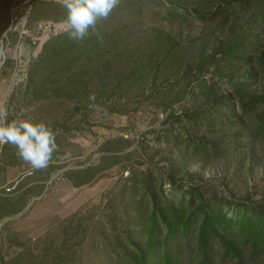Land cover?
<instances>
[{
	"label": "trees",
	"instance_id": "obj_1",
	"mask_svg": "<svg viewBox=\"0 0 264 264\" xmlns=\"http://www.w3.org/2000/svg\"><path fill=\"white\" fill-rule=\"evenodd\" d=\"M148 1L121 0L83 42L73 41L65 32L48 40L29 68L27 94L41 102L59 99L72 103L71 115L84 109L89 113L100 109L126 113L112 100L119 102L129 97H137L140 103L159 99L153 105L168 111L183 102L195 91V83L202 81L211 92L204 94L207 102L199 109L180 115L171 112L169 130L175 131L177 124H189L213 134L220 125L232 131L224 139L225 151L233 147L250 149L253 153L257 146L263 147L264 0H169L184 6V10L195 9L196 5L204 7L198 15L199 21L219 30L220 42L196 66L184 59L185 50L175 31L160 26L136 31ZM173 8L184 21L188 17L195 21L194 15L184 14L177 5ZM31 16L63 22L66 10L53 2L34 0ZM243 70L247 77L236 81ZM210 73L218 81L208 86L204 78ZM176 76L180 78L171 82ZM261 79L262 89L254 93L253 84ZM159 81L171 83L159 89ZM225 81L232 85L230 93L219 91ZM92 96L94 100L90 99ZM50 127L56 135L70 130L64 129L67 126L61 121ZM185 134L178 135L190 155L184 167L196 158L208 161L211 156H219V146L223 145L220 140ZM11 151L9 145L4 148L5 154ZM109 161L68 169L64 176L74 187L88 185L108 167L120 162L118 156ZM57 168L50 164L46 171L50 173ZM127 171L129 175L114 200H109L104 208L106 215L95 224L97 232L91 234L93 237L87 246L88 260L73 259L78 245L83 244L76 237H87L84 220L73 216L62 223L63 238L55 250L54 246L50 249L52 254L47 264H186L182 248L190 242L196 246L193 264H220L221 260L264 264V200L241 201L208 194L201 184L176 180L178 170L170 172L168 177L151 169L123 168V172ZM166 185L174 187L167 192ZM37 189L28 194L39 193L41 187ZM173 191L181 193L179 200L169 199L168 193ZM23 205L24 198H19L18 204H10L0 194V221L4 215L21 212ZM69 243H72L70 247Z\"/></svg>",
	"mask_w": 264,
	"mask_h": 264
},
{
	"label": "rangeland",
	"instance_id": "obj_2",
	"mask_svg": "<svg viewBox=\"0 0 264 264\" xmlns=\"http://www.w3.org/2000/svg\"><path fill=\"white\" fill-rule=\"evenodd\" d=\"M21 2L22 0H0V106L8 108L9 120L27 118L44 121L49 126L61 121L67 126L64 129L70 130L57 135L58 150L50 164L58 168L50 173H47V168L32 169L17 155L15 146L8 144L12 148L8 154L4 152L7 145L0 146V194L10 204H18L19 198H24L21 212L4 215L0 221V256L4 264H47L52 254L50 249L54 246L55 250L63 238L62 223L73 216L84 220L83 228L87 231L86 238L76 237L75 240L82 241L83 244L78 245L73 259L86 262L90 257L87 246L92 240L91 234L97 232L95 224L101 220L100 217L106 215V204L109 200H114L115 194L129 175L128 171L123 172L125 167L129 170L151 169L165 177L173 170H178L176 180L201 184L207 189V193L209 191L208 194L241 201L264 200V145L254 148L253 153L250 149L233 147L225 151L224 139L232 131L220 125L213 134L189 124H177L174 126L175 131L169 130L171 112L180 115L187 110L199 109L207 102L204 94L210 95L211 92L202 81L195 83V91L183 102L168 111L153 105L160 102L159 99L140 103L137 97H129L119 102L112 100V103L123 107L126 113H108L103 109L89 113L88 109H84L71 115L72 103L59 99L41 102L29 96L28 80L11 92L9 83L14 64L11 65L10 61L14 62L16 52L21 49L28 63L29 73L31 64L39 57L45 43L52 38L44 34L39 25L56 22L31 16L33 19L29 36L24 40L20 39L15 30L16 25L12 22L16 23L19 19ZM148 4L143 18L136 24V31L145 32L155 26L175 31V36L182 42L185 50L183 57L187 63H195L196 66L220 42L219 30L215 31L216 27L199 21L198 15L203 12L204 7L195 4V9L187 7L184 10V6L169 0H149ZM173 5H177L184 14L194 15L195 21L190 17L187 18L188 21H184L175 12ZM33 37L40 38L36 45L32 43ZM190 41H193V45ZM246 77L247 72L243 70L236 81H244ZM179 78L176 76L171 82ZM204 80L211 86L218 78L210 73ZM162 82H158L159 89H165L171 83ZM262 82L263 79L253 84L254 93H260ZM231 90L232 85L227 81L220 84V92L230 93ZM141 98L146 99L143 96ZM184 127L188 131L184 132ZM187 132L197 138L206 135L207 139L212 137L220 140L223 145L219 146V156H211L208 161L196 158L191 165L184 167V161H188L190 155L178 135L184 137ZM113 156H118L120 162L108 167L91 184L74 187L64 176L68 169L99 165L105 159L111 162ZM9 187L12 188L11 192L6 191ZM39 187V193L28 194L34 192V189L37 191ZM172 187L174 186L166 185L165 188L168 192ZM168 194L169 199L179 200L181 193L173 191ZM89 227L92 228L91 231ZM70 231L73 235L74 230ZM71 244L69 243V247ZM182 249L187 259L185 263L193 264L194 250L196 260L194 242L184 244ZM235 263L236 261L230 260L220 261V264Z\"/></svg>",
	"mask_w": 264,
	"mask_h": 264
},
{
	"label": "clouds",
	"instance_id": "obj_3",
	"mask_svg": "<svg viewBox=\"0 0 264 264\" xmlns=\"http://www.w3.org/2000/svg\"><path fill=\"white\" fill-rule=\"evenodd\" d=\"M66 10L65 33L83 42L101 20H106L121 0H52ZM2 55V52H0ZM90 99L94 100L92 96ZM9 110L0 106V146L13 145L17 155L34 170L49 167L58 150L57 135L44 121L9 120Z\"/></svg>",
	"mask_w": 264,
	"mask_h": 264
},
{
	"label": "built area",
	"instance_id": "obj_4",
	"mask_svg": "<svg viewBox=\"0 0 264 264\" xmlns=\"http://www.w3.org/2000/svg\"><path fill=\"white\" fill-rule=\"evenodd\" d=\"M34 0H22L20 4V14L19 19L16 23L14 21L12 24L16 25L15 30L20 35V39L24 40L30 33V16L32 9V2ZM64 22H52L44 23L39 25V29L44 31V34H47L50 37L59 35L65 32ZM40 38L33 37L32 43L37 44V40ZM22 42V41H21ZM28 80V63L25 59V56L20 49L16 52L14 56V66L11 71L9 90L12 92L19 86L25 84ZM12 188L9 187L6 189L7 192H11Z\"/></svg>",
	"mask_w": 264,
	"mask_h": 264
},
{
	"label": "crops",
	"instance_id": "obj_5",
	"mask_svg": "<svg viewBox=\"0 0 264 264\" xmlns=\"http://www.w3.org/2000/svg\"><path fill=\"white\" fill-rule=\"evenodd\" d=\"M0 264H2L1 256H0Z\"/></svg>",
	"mask_w": 264,
	"mask_h": 264
}]
</instances>
